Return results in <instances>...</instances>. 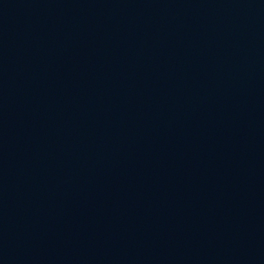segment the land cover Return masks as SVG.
<instances>
[{
  "label": "water",
  "instance_id": "water-1",
  "mask_svg": "<svg viewBox=\"0 0 264 264\" xmlns=\"http://www.w3.org/2000/svg\"><path fill=\"white\" fill-rule=\"evenodd\" d=\"M0 264H264V0H0Z\"/></svg>",
  "mask_w": 264,
  "mask_h": 264
}]
</instances>
